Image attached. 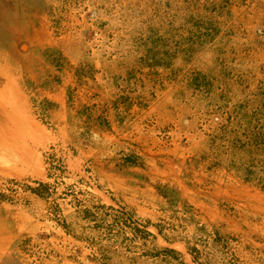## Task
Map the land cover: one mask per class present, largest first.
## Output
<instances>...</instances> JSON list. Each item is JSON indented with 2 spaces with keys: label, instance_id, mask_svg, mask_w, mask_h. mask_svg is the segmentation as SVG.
<instances>
[{
  "label": "rangeland",
  "instance_id": "obj_1",
  "mask_svg": "<svg viewBox=\"0 0 264 264\" xmlns=\"http://www.w3.org/2000/svg\"><path fill=\"white\" fill-rule=\"evenodd\" d=\"M258 142L264 0H0L21 264H264Z\"/></svg>",
  "mask_w": 264,
  "mask_h": 264
},
{
  "label": "crops",
  "instance_id": "obj_2",
  "mask_svg": "<svg viewBox=\"0 0 264 264\" xmlns=\"http://www.w3.org/2000/svg\"><path fill=\"white\" fill-rule=\"evenodd\" d=\"M1 154V150H0ZM3 155L1 154L0 157ZM3 158V157H2ZM12 157H7V162L1 160L0 175L10 176L11 178L22 177L29 174V169L23 166L13 165L9 162ZM20 208L10 203L0 201V264H21L14 254V245L19 239L25 226L20 218Z\"/></svg>",
  "mask_w": 264,
  "mask_h": 264
},
{
  "label": "trees",
  "instance_id": "obj_3",
  "mask_svg": "<svg viewBox=\"0 0 264 264\" xmlns=\"http://www.w3.org/2000/svg\"><path fill=\"white\" fill-rule=\"evenodd\" d=\"M259 146H260V143L258 142V143H257V151H258V153L263 154V153H264V147L261 148V147H259ZM144 234H145L146 236H150V233H144ZM185 244H186V246H187L189 252L191 253V255L194 257V259H195L198 263H200V264H205V263L201 260V257H200V255H199V254H201V253H199V251L196 250V249H195V248H194L189 242H187V243H185ZM163 252H166V253L172 254V255L175 256V258H177V257H176L177 253H176V251H174V250L164 249ZM177 260H178V259H177Z\"/></svg>",
  "mask_w": 264,
  "mask_h": 264
}]
</instances>
